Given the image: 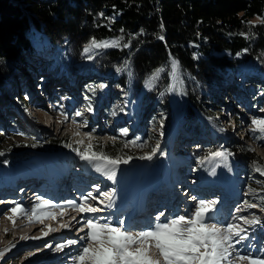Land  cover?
Masks as SVG:
<instances>
[{"label":"trees","instance_id":"trees-1","mask_svg":"<svg viewBox=\"0 0 264 264\" xmlns=\"http://www.w3.org/2000/svg\"><path fill=\"white\" fill-rule=\"evenodd\" d=\"M254 17L259 19L253 22ZM33 28L41 30L55 58L45 67L51 65L57 73L62 71L70 81L79 80L87 106L96 109L104 105L103 110L113 118L123 114L128 98L136 107L130 124L138 123L148 113L144 116L147 126L159 127L157 134L139 137L137 132H127L111 143L91 144L92 151L120 158L118 164L151 153L160 134L170 126L165 89L170 57L178 62L173 90L179 99L174 116L178 129L187 135L206 131L201 116L216 119L221 109L218 107L225 104L221 96L230 89L234 76L249 80L244 89L251 96L264 93V87L259 86L264 79V0H0L3 94L19 83L18 78H24L22 71H35L42 62L29 39ZM120 37L118 47L81 53L83 45L93 38L101 41ZM89 56L90 64L82 77H77L75 64ZM160 68L164 71L147 87L149 78ZM236 87L240 90L237 96L242 97L244 91ZM65 145L60 138L2 144L0 165L18 164L33 152ZM218 150L220 144L185 147L197 161ZM221 151L239 166L264 169L261 158L243 142L225 144ZM159 160L160 156L153 160L152 170ZM260 186L262 192L255 198L262 202L264 182Z\"/></svg>","mask_w":264,"mask_h":264},{"label":"rangeland","instance_id":"rangeland-1","mask_svg":"<svg viewBox=\"0 0 264 264\" xmlns=\"http://www.w3.org/2000/svg\"><path fill=\"white\" fill-rule=\"evenodd\" d=\"M258 19L259 18L254 17L253 19H251V21L256 22ZM29 39H30L31 43L35 44L36 46H38L40 48L42 53H45L46 55L50 54V52H49L50 48H49L47 42H45L46 40L43 41V35L41 33V30L33 28L29 32ZM88 44L83 45L81 53L84 55L88 54V53L84 52V48ZM94 50L95 49H93L92 51L94 52ZM92 51H90V52H92ZM46 55H44V56H46ZM44 56H43L44 59H42V62L39 63L38 67H36L37 72H35L34 76H32L33 72H29V73H31L30 74L31 77H34L33 80L25 81L24 83L21 84L22 86H16L13 88H9L8 93L11 97L5 96V95L3 96L2 94L0 95V113L5 114L7 116L4 119L5 128L1 127L2 130L0 132V145H2V144L6 145L9 143H13V142L26 143V142L30 141L32 137H34L36 140H42L43 142H47L48 140H50L52 138H60V139L65 140L66 145L70 144V145H74V146H78V147L87 146L88 144H93L94 142H99V144L102 145L103 143L108 141V139L112 140L113 139L112 135H110L109 133L103 132L104 130H106L105 128L99 129V127H98L99 124H101L102 122H113L112 118L109 117L108 115H105V113L102 114V110L99 108H98V110L97 109L94 110L95 116L91 117L90 112H89L90 108L84 106L85 104L81 100V93H80L81 90L74 88L72 85H69L68 83L56 81V79L58 78V74H57V72L53 71V68H51V65L46 67V68H44L45 66L42 65L47 60L54 61V55L52 54V56L50 58H47V56L46 57H44ZM82 61H83V63H86L87 60L83 59ZM20 66H21L20 69H23L22 63L20 64ZM78 67H81V65H79ZM23 74H25V73L22 72L20 75H23ZM26 75H28V74H26ZM40 79H42V81H41L42 83L39 82ZM172 82H173V76L171 75V84H172ZM248 82H249V80L244 82L243 77L241 79H238V78H236V76H234L232 79L231 86L236 84L237 86L243 87V85H245L246 83L248 84ZM231 86H229L230 89H229L228 93L231 92ZM259 86L264 87V79H262L261 84ZM43 90L50 92V94L53 96V98H55L56 103L58 101H61L62 99H65V101L68 102V105H70L71 100H74L76 102L75 106H76L77 110L80 111L78 118H75L74 119L75 121L69 122L65 117V119H63L65 122H62L63 123L62 126L60 127L61 124L59 123V124H57L56 128H53V130L51 131L50 128L52 127V124L49 122L41 121V118L37 116V113L34 110L35 107L33 106L34 102L39 101L41 99L43 100V96L38 95ZM243 90H244V87H243ZM171 94L174 97V101H175L176 93H175V95H173V93L171 91L170 97H168V98H170L169 103L172 106H174L175 103L174 102H173L174 104L171 103V98H172ZM226 95H227V93H226ZM228 96H230V95H228ZM257 96H258L257 98L251 97V99H254L255 102H254V105L251 106L253 100L250 101V106H249L248 111H243L244 109H242V106H238L236 104L237 97H235L233 99L230 96L228 99L230 101V103L225 105L226 108L227 107H229V108L228 109H222L221 113H218L219 114L218 118L221 119V120H219V125L217 126V125H214L210 122H207V123L210 125L209 127L212 126L209 133L211 134L210 137L212 138L214 136V138L210 139L211 142H216L218 140L221 142L224 140L226 142H229L228 139H229V136L232 135L231 131H232L233 126L237 127L240 130H244V129L245 130L248 129V131L250 130V132H248L247 137L244 138L243 142L246 143L250 147L251 150H253L254 154L256 153V155H258L261 158L262 162H264V133H260L259 131H255V132L252 131V128L254 127L252 125V119L253 118H264V93L259 94ZM24 99H25V102H24ZM224 99L226 100V98H224ZM231 103L235 104V105L232 106ZM125 108H127V107H125ZM40 110L47 118H49V119L52 118L51 115L49 113H47V111L46 112L44 111L45 109H40ZM47 110H48V108H47ZM55 111L57 112V109ZM238 112L242 113L243 117H241L240 119L238 118L239 120H235L234 118L238 116V114H239ZM126 114H128V112ZM8 117H9V120H11V121H9V123H8ZM70 120H73V119H70ZM171 121H172V118H171ZM157 123L160 124L159 121ZM10 124H12V125H10ZM110 126H111V124H110ZM213 126H215L217 128L216 130H219L218 133L213 132ZM48 127H50V128L48 129ZM114 128H116V127L114 126ZM175 128H176V123L173 121V125L170 128L171 130L169 132V141L168 142L172 141L175 138V136H176V129ZM156 129H157V127L154 129H149L148 127H146L143 130L147 134H153V133H157V131H155ZM236 132H238V130H236L235 133ZM228 134H231V135H228ZM31 135H32V137H31ZM216 135L220 136L221 138H219ZM233 136H236V135H233ZM238 139H240V140L242 139L240 134L238 136ZM77 141H83V143L78 144ZM202 141H205V143L208 142L207 139L202 140ZM161 142L162 141L157 142L158 146L161 145ZM166 143L167 142H165V144ZM196 143H198V142H196ZM228 144H230V142ZM156 149H158V148H156ZM169 154H167V157H166L165 161H163L162 168H161L162 169V175L163 176H164V174L166 175L165 181L167 183H166L165 188H169L168 185H170L171 180L174 179V176L172 174V168H171L172 165H171V162L168 160V157L170 156ZM145 155L146 154L141 155V156H145ZM221 156H222V158L219 160V164H215V166L213 164L214 169L211 170V172L205 178L203 176L204 179H202L203 182H201V185H200L201 188L198 191H201V192L206 191L205 189L209 185L217 186L221 182L220 175L223 176V172H224L225 168L223 166H221L220 161L224 160L225 165H227V162H228V159L226 158L225 155L222 154ZM221 156H219V157H221ZM215 157H217V156H215ZM79 158L80 157L77 155V152L73 151L74 163L75 162L77 163V160H80ZM209 158H207V159H209ZM146 161H147V159H143V160L140 159L138 161V163L136 162L135 164H132L129 167L126 166L125 168L119 169L120 170L119 176L116 179L117 182L120 179V181L118 182L120 185L127 182V181L132 182L131 193L128 194V192H126V194L124 196H122V198H121L122 201L129 200L133 203L132 208H131V212H130L131 218L136 217V213L139 211V201L141 200V198H143V196H139V194L142 193V186L144 185V182L146 183V185H145L146 189L147 188L149 189V188H151L150 182L154 177V175L151 176L149 174L148 177L145 178V172H144L143 168H144ZM92 162H94V161H92ZM92 162H90V163H92ZM55 164L57 165V162H55ZM185 165H186L185 168H187L191 174V175L188 174L185 177V181H187V182L192 181V183L198 181L199 175L203 172V166H198V164L192 165L191 162H188L187 160H185ZM169 166H170V168H168ZM179 166H183V163L179 164ZM24 167L12 168V169H10V173L8 175L15 173V172H16V174H20L23 171H30V172H32L31 173L32 175H30V176H37L34 173L35 171H31L29 168L27 169L26 167L25 168ZM40 169L43 171V173H44V171L46 172V170H49V168L44 170L41 167H40ZM215 169L219 170V173L217 175H216V172H214ZM67 172H69V171H67ZM244 173L237 172V169L235 167H233V175L235 176V179H237L236 187L238 188V192L239 193L241 192L240 193L241 195H244L243 192L245 190H247L246 186L252 185L258 189L261 188V186H259L257 184L256 179L258 181H264V175H261V173L260 174L259 173H251V174L246 173V174H244ZM121 175L123 177H121ZM45 177H47V176H45ZM239 177H243L242 178L243 180H240V179L238 180ZM142 178H143V181L141 183L139 181H141ZM230 178H232V175H230ZM29 182H30V186L37 188L36 186L38 184L34 185L33 182H31V181H29ZM240 185H242V190H240ZM196 186L198 187L199 184ZM159 187H161V186H159ZM159 187L158 188L157 187L152 188V192L159 189ZM121 188H122V186H120L119 189L115 188V190H113L114 191L113 193H115L116 196L120 195L121 194V191H120ZM231 189L234 190L232 187H231ZM161 192L164 193L163 194L164 196H168L169 200H171L172 196L170 197V194H171L170 190H168V189L164 190L163 189ZM231 192H232L233 196H236L235 192H233V191H231ZM254 192H256V191L253 190V193ZM2 195L3 196H1L0 198H3V197L8 198V196H11L8 189L5 190V193ZM54 195H56V194H54ZM249 195L252 196L253 194H249ZM161 198H163V197H161ZM161 198H157V199H161ZM207 200L213 201L212 198L207 199ZM141 201H144V200H141ZM235 201H237V200L235 199L234 203H235ZM89 203H91V202H89ZM144 204H146V202ZM196 204L192 205L193 208H192V211L190 213H193L195 211ZM14 206L15 205H12L3 211L4 214H6V216L3 217L0 221V224H1V226L3 224V227H9L10 228V226L12 227V226L19 225V224L22 225V226H19L17 229H15V228L6 229V230H10V232H9L10 234H8L6 236L3 235V231H0V252H3L4 256H6L5 262L7 261V262L11 263L13 261V263H11V264H31V263H28V261L34 259L35 257L36 258L34 260H36L37 258L40 261L44 260L45 257L49 256V253H51V252L47 251V252L37 253L36 251H41L40 246H42V244L45 241L44 242L43 241L36 242V240H37V238H39V236H42V234L44 232L49 230V226H52V227L56 226L57 222H54L55 220L52 219L51 217H46V216L42 219V221H36L34 219L30 221L29 217L31 216V209L33 207H31V205L30 206H23L22 205L25 212L27 213V215L21 213L17 217H14V221H15L14 223L12 222L11 224H9V221L10 220L12 221V219H9V217L12 216V213L9 211V209L11 207H14ZM63 208H66V207H63ZM67 208H69V207H67ZM44 210L48 211V208H44L42 210L38 209L37 215H40L41 212ZM58 213H60V211ZM260 214H263V213H260ZM206 215H207V213H206ZM76 216H77V214H75L73 216V218H76ZM80 216H78L77 219L80 218ZM152 218H154V216ZM76 220H74V222ZM73 223L71 224L70 228L74 227V225L76 226V222L74 224ZM82 223H79V224H82ZM216 225L218 227H221L219 224H216ZM235 225H238L240 228L245 229V227H243V224L241 223V221H240V223H237V221H236ZM77 226H78V224H77ZM77 226L75 227V229L77 228ZM30 229H35V231L30 235V237L28 236V238H27L26 233H28V231H30ZM130 232L136 233V231H130ZM71 236H73V235H71ZM22 237H23V239H22ZM59 238H60L59 236L52 238L53 241H55V244L59 241ZM25 239L28 241L24 242ZM22 244L24 246H21L16 251H13L15 249V247L22 245ZM48 244L49 245L53 244V242H51V239H48V242L46 240V245H48ZM55 244L53 245L54 248H56ZM84 246H86V242H85ZM134 247H136V246H134ZM234 247H236V246H234ZM262 248L264 250V247H262ZM133 250H134V248H133ZM154 251L156 253L157 259L161 260V264H162V258L159 257L156 249H154ZM43 253H46V256H44ZM11 258L13 259L12 261H11ZM32 264H34V263H32ZM238 264H247V262L246 261H239Z\"/></svg>","mask_w":264,"mask_h":264},{"label":"snow or ice","instance_id":"snow-or-ice-1","mask_svg":"<svg viewBox=\"0 0 264 264\" xmlns=\"http://www.w3.org/2000/svg\"><path fill=\"white\" fill-rule=\"evenodd\" d=\"M159 38L163 39V36ZM121 39L122 37L115 40L97 41L93 38L84 48V52L88 53L93 49L118 47ZM123 46L128 47V44H124ZM91 58L89 56V59ZM171 67L172 74H174L178 67V62L173 61ZM121 70L117 69V71ZM163 71L164 68L157 69L149 78L146 86L151 87ZM252 125L254 126L252 131L264 133V118H253ZM123 134L126 135L127 130H124ZM77 143L82 144L83 141H77ZM65 146L71 147L70 144ZM92 147L91 144H88L83 151L75 148L73 151L77 152L81 160L96 161L95 170L107 176L109 180H114L116 176L115 168L120 162V158L114 159L103 152L92 151ZM125 147H128V145L125 144ZM156 151L157 149L153 148L151 153L141 156L140 159L151 160L152 155ZM213 155L221 156L222 153L215 152ZM129 159L131 158L129 157ZM123 162L127 163V160H123ZM256 171L264 175V169L257 167ZM100 195L104 197L105 201H108L107 206L111 207L112 193L101 192ZM88 199L94 200L96 197L89 193L88 196L81 198L82 202ZM260 200L264 202V196L260 197ZM69 203L81 213H97L102 211V209L86 203L75 204L71 201ZM101 203H104V201H101ZM215 203L216 201L214 200H200L196 204L193 213L175 215L172 218H165V221L160 220V216L164 215L161 213L156 218L154 226L149 230H141L136 233L125 230V221L123 220L119 221L118 225H114L112 221L101 222L104 220L103 217L97 219L88 218L84 225V228L87 229L86 236L80 238L86 242V246H83L80 253L75 257V264H161V260L154 258L151 252L153 248L157 250L159 257L162 258V264H223V262L232 264L231 257L233 256L234 246L247 239V236L246 234L242 235V233H245V229L232 223L227 224L223 228L218 227L216 224L210 225L207 223L210 215L206 216V213L210 214V209L213 208ZM244 203L247 208L258 207L257 204L248 203L247 201ZM50 204L51 201L42 200L39 204L34 205L31 209L30 221L33 219L42 221L45 216L55 219V214L51 212H43L37 215L38 209L47 208ZM260 210L264 212V207H261ZM9 211L12 213L9 219H12L13 223L15 222L14 217H17L21 213L27 215L23 206L19 203H16ZM240 211H244V208L237 209V212ZM61 214H63V209H61ZM234 219L243 220L245 224L249 225L260 223L257 218L250 220L247 217L236 216ZM69 226V224L61 225V227L65 228ZM83 230L82 228L81 231ZM48 231H57V229L49 228ZM43 235L47 236L48 232H44ZM75 244H77L76 240H68L64 244H57L56 250L59 251L69 245ZM235 254L238 260L246 261L247 264H264V259H253L250 255H240L238 252ZM3 255L4 253L0 252V256Z\"/></svg>","mask_w":264,"mask_h":264},{"label":"bare ground","instance_id":"bare-ground-1","mask_svg":"<svg viewBox=\"0 0 264 264\" xmlns=\"http://www.w3.org/2000/svg\"><path fill=\"white\" fill-rule=\"evenodd\" d=\"M47 41V40H46ZM45 41V42H46ZM47 44H48V42H47ZM48 46H49V44H48ZM50 48V47H49ZM169 77H171V76H169ZM171 103L172 104H174L173 102H175L174 101V97L172 96V94H171ZM173 133V132H172ZM59 159H62V157H58V156H56V159L55 160H59ZM31 163H36V164H41V162H39L38 160H35V161H32ZM31 163H29V164H31ZM135 164V163H134ZM58 165V164H57ZM132 165V164H131ZM131 165H129V166H131ZM128 166V167H129ZM39 167H41V168H43L44 170L45 169H48L49 168V164L48 163H46V162H44V163H42ZM126 167V166H125ZM162 168V167H161ZM160 168V169H161ZM168 168H170V166L168 167ZM161 173H162V169H161ZM142 174V173H141ZM101 175L104 177L105 175H103L102 173H101ZM121 177H123L122 175H121ZM163 178H164V180H166L165 178H166V175L164 174V176H163ZM142 181H143V178H142V180L141 181H139V182H141L142 183ZM31 182H33V184L34 185H37L38 183L35 181V180H31ZM120 186H122V188H121V194L120 195H118V196H116L115 195V193H113L114 191H111V193H112V198H111V202H113V203H121V202H125V201H122L121 200V198H122V196H124L125 194H126V192H128V194H130L131 193V190H132V182L131 181H127V182H125V183H123V184H121ZM212 186V185H211ZM29 187H32L33 189H34V191H38V188H35V187H33V186H29ZM162 187V186H161ZM158 188V187H157ZM160 188V187H159ZM35 193V192H34ZM34 193H32V194H34ZM168 193V192H167ZM85 194H87V193H85ZM88 195V194H87ZM35 195H32V197H34ZM7 198V197H6ZM8 198H10V197H8ZM7 198V199H8ZM140 198V197H139ZM135 200V199H134ZM11 202H13L12 200H10ZM71 202H73L72 200H70ZM82 203H85V202H82ZM104 203H108L107 201L106 202H104ZM81 204V203H80ZM87 204H89V205H91V203H87ZM92 206V205H91ZM61 209H63V214H61V211H60V213H58V212H54V214H55V216H56V218L54 219L55 221L54 222H57V224H56V226H54V227H52V226H49V228H52V229H57V231H48L47 230V232H48V236L49 235H54V234H56V233H60V234H62L61 232H59V231H61V230H63L64 231V229H67V230H70V229H72V228H74L75 229V227L77 226V224H76V226L74 225V227H72V228H70V226H71V224L74 222V220H76L77 218H75V219H73V216L75 215V214H77V209L76 208H74V209H71V208H61ZM131 209V208H130ZM136 210V209H135ZM131 212V211H130ZM129 212V217L131 216V213ZM70 218V219H69ZM133 218H135V217H133ZM69 219V220H68ZM77 221V220H76ZM75 221V222H76ZM74 222V223H75ZM73 223V224H74ZM24 224V223H23ZM63 224H69L70 226L69 227H61V225H63ZM19 226H22L21 224H19V225H15V226H13L15 229H17ZM12 227V228H13ZM78 227V226H77ZM73 229V230H74ZM35 231V229H30V231H28V233H26V235H27V238H28V236L30 237V235L33 233ZM9 231H7L6 233H4V236H6V235H8L7 233H8ZM26 238V239H27ZM45 238H46V236L45 235H43L42 234V236H39V238H37V240H36V242H39V241H42V240H45ZM27 242V241H26ZM44 242V241H43ZM47 242H48V239H47ZM46 242H44V244H45ZM42 246H44L43 244H42ZM52 248V247H51ZM42 248L40 247V250H41ZM71 249H73V247L71 248ZM49 251V250H48ZM151 252H152V254H153V256H154V258H156L157 259V257H156V253H155V251H154V249H151ZM44 256H46V253H44L43 254ZM42 255V256H43ZM58 254H56V253H49V256H47V257H45V259L44 260H41L40 261V263H42L43 264V262L44 261H46V259L48 260V259H50L51 257H53L54 256V258H52V260L54 261V263L53 264H65V262H61V261H59V260H57L58 258H59V256H57ZM1 257V256H0ZM72 257H73V252H70V254H68V255H66L65 256V259L66 260H71L72 259ZM36 258V257H35ZM34 258V259H35ZM34 259H32V260H29L28 261V263H34V264H36L37 262V260H34ZM39 260V259H38Z\"/></svg>","mask_w":264,"mask_h":264},{"label":"water","instance_id":"water-1","mask_svg":"<svg viewBox=\"0 0 264 264\" xmlns=\"http://www.w3.org/2000/svg\"><path fill=\"white\" fill-rule=\"evenodd\" d=\"M170 70H171V73L167 75L169 83H171V77H169V76L172 75L174 78V74H172V68H170Z\"/></svg>","mask_w":264,"mask_h":264}]
</instances>
